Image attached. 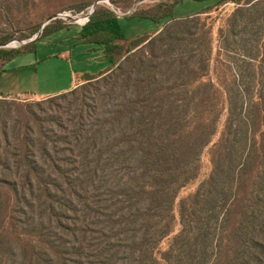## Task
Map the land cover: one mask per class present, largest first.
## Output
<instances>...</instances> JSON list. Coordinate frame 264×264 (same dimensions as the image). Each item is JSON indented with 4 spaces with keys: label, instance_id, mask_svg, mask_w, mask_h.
<instances>
[{
    "label": "trees",
    "instance_id": "1",
    "mask_svg": "<svg viewBox=\"0 0 264 264\" xmlns=\"http://www.w3.org/2000/svg\"><path fill=\"white\" fill-rule=\"evenodd\" d=\"M186 1L210 0L137 8L159 29L134 39L97 5L76 41L106 70L38 101L0 92V264H264V0L176 18ZM228 2L216 41L203 15ZM71 28L0 49V76Z\"/></svg>",
    "mask_w": 264,
    "mask_h": 264
},
{
    "label": "rangeland",
    "instance_id": "2",
    "mask_svg": "<svg viewBox=\"0 0 264 264\" xmlns=\"http://www.w3.org/2000/svg\"><path fill=\"white\" fill-rule=\"evenodd\" d=\"M87 0H0V7L3 10L4 19L0 18V36H14L9 42L0 45V49H20L28 44L35 42L41 38L43 29L49 25L53 20H63L72 28L71 31L76 32L81 29L78 24H75L74 18L80 15L85 10H79L78 6ZM104 0H96L94 4L103 6L111 10L118 18H120V26L128 39H134L146 33L157 32L159 27L148 19L133 17L137 8L148 7L156 2L164 0H110V5L103 2ZM115 1H124L125 3H116ZM223 0H210L202 3L186 1L177 6L175 10L176 18H185L197 15V13L212 7ZM236 4L228 2L214 8L210 14L203 15V17L210 16L215 20L214 39H218V31L224 27L227 19L235 10ZM51 18L52 21L47 23ZM43 26H45L43 28ZM41 27L40 31L33 37L22 40L21 38L28 34L29 30ZM162 26L160 27V29ZM34 40V41H32ZM26 42V44H22ZM218 45V43L216 42ZM39 47V45H38ZM55 51V48H54ZM74 61V58H73ZM76 65V62L74 61ZM71 61L52 58L41 62L32 69H27L25 72L33 73V80L31 81L30 74H28L25 84L27 87H34L38 95H45L47 92H56L62 88H67L70 82L74 79V74L71 70ZM25 73V74H27ZM30 78V80H29ZM12 100L19 102H33L42 99H35L30 95L11 97ZM205 168L208 169V161L204 160Z\"/></svg>",
    "mask_w": 264,
    "mask_h": 264
},
{
    "label": "crops",
    "instance_id": "3",
    "mask_svg": "<svg viewBox=\"0 0 264 264\" xmlns=\"http://www.w3.org/2000/svg\"><path fill=\"white\" fill-rule=\"evenodd\" d=\"M71 30H63L40 41L36 54L22 55L11 61L5 72L0 76V92L9 97L30 95L35 99H45L75 89L78 86V76L82 74H97L106 70L109 65L104 59L102 51H96L92 46L79 45L76 39L81 29L76 32ZM52 58L71 61L74 79L67 88H62L56 92H47L45 95H38L34 87H27L25 84L28 74H30L31 81L34 76L30 72L31 70H28V73L25 71Z\"/></svg>",
    "mask_w": 264,
    "mask_h": 264
},
{
    "label": "built area",
    "instance_id": "4",
    "mask_svg": "<svg viewBox=\"0 0 264 264\" xmlns=\"http://www.w3.org/2000/svg\"><path fill=\"white\" fill-rule=\"evenodd\" d=\"M103 2L111 4L110 0H104ZM96 6L89 7L85 12H82L80 15L74 18L75 24H78L80 27L85 26L89 23L91 16L95 13Z\"/></svg>",
    "mask_w": 264,
    "mask_h": 264
},
{
    "label": "water",
    "instance_id": "5",
    "mask_svg": "<svg viewBox=\"0 0 264 264\" xmlns=\"http://www.w3.org/2000/svg\"><path fill=\"white\" fill-rule=\"evenodd\" d=\"M93 6H96V4H94ZM52 20H53V18H51L49 21H47L46 24H45V26L47 25V23H49V22L52 21ZM45 26H43V28H44ZM32 41H34V40H32ZM22 44H26V42H23Z\"/></svg>",
    "mask_w": 264,
    "mask_h": 264
}]
</instances>
